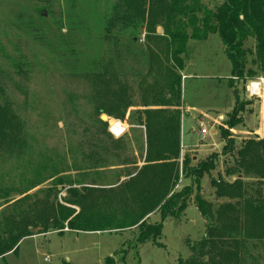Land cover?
Here are the masks:
<instances>
[{"label":"rangeland","instance_id":"374dc122","mask_svg":"<svg viewBox=\"0 0 264 264\" xmlns=\"http://www.w3.org/2000/svg\"><path fill=\"white\" fill-rule=\"evenodd\" d=\"M119 1L0 0V101H6L22 123L20 150L0 151V220L12 214V204L25 195H29L28 200L17 209L48 198L55 207L65 208L68 216V220L59 219L65 227L60 232L36 235L37 230H32L34 235L20 242L16 254L0 258V264H104L108 257L114 259V264H179L178 260L189 259L191 247L205 236V221L191 199L178 218H168L162 224L159 245L147 241L135 247L139 224L161 222L157 208L137 223L156 201L155 186L149 180V185L140 186L145 177L104 192L90 191L84 184L115 171L108 169L116 166L113 160L89 166L87 157L83 158V149L92 140L105 138L106 133L112 137L110 126L124 117L103 114L110 119L104 122L105 128L98 127L101 116L95 110L96 89L91 83L95 72L102 64L113 62L111 70L120 67L127 77H133L127 82L128 99V93L136 91L140 83L136 80L137 74L145 73L138 80L142 82L141 88L147 86V91L152 89L157 76L155 68L150 71L141 62L147 45L144 32L137 31L136 41L128 29L115 25L106 30ZM199 2L214 10L223 0ZM162 35L163 30L161 36H156ZM244 49L248 51L246 67L256 73L253 80L264 79V63L257 58L252 38L247 40ZM131 52L138 55V60L129 59ZM161 54L158 53L161 58L165 57ZM129 61L139 64L130 66ZM183 62V75L189 78L181 81V100L185 110L188 109L183 125L185 154L182 159L188 156L191 160L194 155L197 162H202L210 156L209 152L221 153L224 144L219 133L227 129V114L235 105L233 89L228 85L232 68L217 34L203 41L189 40ZM250 81L237 83L239 99L244 105L243 121L228 130L236 150L245 139L264 137L260 130L264 118L260 107L261 103L264 107V102L248 96L246 85ZM157 84L161 86L162 81ZM151 94L146 97L147 102L155 103L151 101ZM220 115L224 121L214 127ZM202 130L206 134L202 135ZM213 130L217 133L212 134ZM125 137L133 140L131 129L124 130L122 138ZM187 147H194V153L188 152ZM135 148L136 145L130 144L131 150ZM222 161V157L216 161V168L210 174L212 178L216 179L223 168ZM181 163L178 162L175 192L190 184L181 173ZM210 176L203 175L200 182L201 194L206 200L214 199ZM71 219L80 230L68 229ZM83 228L94 231L84 232Z\"/></svg>","mask_w":264,"mask_h":264},{"label":"trees","instance_id":"16d2710c","mask_svg":"<svg viewBox=\"0 0 264 264\" xmlns=\"http://www.w3.org/2000/svg\"><path fill=\"white\" fill-rule=\"evenodd\" d=\"M113 11L115 13L107 22L106 30L117 25L128 29L137 41V31L144 28L147 45L141 61L146 62V68L150 71L155 68L157 75L152 89H142L152 92L151 101L155 103L147 104L159 108L181 106L179 71L184 67L186 44L189 40H206L211 34L219 36L231 63L228 85L235 96V105L225 122L227 129H221L219 133L224 143L221 153L212 154L195 166H191V160L185 156L181 173L190 184L178 192L174 188L179 177L180 114L177 110L144 111L146 123L151 120L153 124L151 130L147 125L148 146L151 136L154 140L153 150L158 151L159 156L130 180L134 183L144 177L145 171L151 173L149 182L156 188V201L137 223L157 208L161 222L139 224L135 247L147 241L157 244L162 224L168 218H178L192 199L205 221V236L191 247L189 259H180L179 264H264V138L245 139L236 150L235 141L228 131L243 121L241 114L244 105L239 99L237 83L245 84L256 78V73L246 67L248 51L244 46L249 38L255 42L258 60L264 63V0H223L214 10L203 7L199 0H120ZM157 27L163 30L160 38L155 35ZM156 41H159L157 49L153 43ZM161 52L165 57L158 55ZM128 57L138 60L135 52ZM112 64H102L95 72L91 82L96 89L93 100L98 116L104 114L120 118L125 116L130 106L128 86L127 82L118 80L116 76L124 72L120 67L111 70ZM158 81H162L161 86L157 84ZM98 122L106 126L100 119ZM21 138L22 123L7 102L0 101V151H19ZM221 157L223 171L218 173L216 179L212 178L210 174ZM205 174L210 176V186L214 190L212 200H206L201 195L200 182ZM28 196L14 202L13 213L0 220V258L16 254L20 242L34 235L32 230H37L36 235H44L65 229L59 223V219L68 220L65 208L55 207L48 198L38 199L30 205L26 204L24 209H17L20 203L28 200ZM73 220L68 221V229L80 230ZM122 255L124 260V253ZM113 260L108 257L104 264H114Z\"/></svg>","mask_w":264,"mask_h":264},{"label":"crops","instance_id":"0c3cea01","mask_svg":"<svg viewBox=\"0 0 264 264\" xmlns=\"http://www.w3.org/2000/svg\"><path fill=\"white\" fill-rule=\"evenodd\" d=\"M142 32L145 33L144 28L142 29ZM161 33H162V28L157 27L156 28V35L161 36ZM158 42L159 41L153 42V43H155L154 47L156 49L159 47ZM138 64H139L138 62L136 65L133 61H131L128 65H130V66L136 65L135 67H137ZM144 64L146 65V62L142 63V65H144ZM183 69H184V67L182 68L181 71H179V75L181 76V81L182 80L185 81L189 78L188 76L183 75ZM116 76H117L118 80L125 81V82H128V81L134 79L133 77H130V76L127 77L126 74H118ZM144 76H145V73H143V72L140 74H137L136 80L138 82L142 83L141 81H139L140 80L139 77L143 78ZM230 78H228V80ZM140 83L137 84L138 87L136 88L137 89L136 91H134V92L131 91V93H128V95L130 96V99H129L130 106L126 111L125 116L122 119H120V121L115 120V121L120 122V124L124 127L125 132L128 129L132 130V139L133 140L126 139V137L122 138V135L120 136L122 139L120 137H113V135L110 133L113 137L112 138L111 136H109L106 133L105 138H102V140L98 139L99 141L94 139V140H92L93 141L92 144L89 145L87 149L86 148L83 149V158L86 159V157H87V160H88L87 163L91 164L89 166L93 167L95 165V163H102V162L103 163L104 162L109 163L108 161H112V160L116 162V166H114V167L111 166L108 168V169H114L115 170L111 174L109 173V175H107L106 177L96 176L92 180H88L87 183L84 182V184L89 189H92L90 191L103 190L102 192H104V191H111V190H117L119 188H122L123 185H126L125 183H127L130 179H134V177L136 178L137 174L140 173L141 170L146 165H148L147 161H149V160L152 161V160L158 159L159 152L158 151L154 152V150H153V141L154 140H153V137L151 138V136H150V146H148L147 125L150 127V130H151V128L153 129V124H152L151 120H149V121L147 120V123H146V116L144 114V111H153L156 109H164V110H168V111H176L177 110L179 112V114H180V152H181V154H180L181 157L178 160L179 164L183 160L182 157L185 154V150H184L185 146L182 143L183 125L185 123L184 119H185V115H187L186 111H188V109L185 110V106H184V103L182 100H181V106L178 108H159V107L150 106L151 104H147L150 102H147L146 97H148V95L151 92L149 91V93L146 94L145 91H142L143 88H141ZM143 87L147 88V86H143ZM134 99H138V101L133 102ZM259 103H261V101H259ZM262 106L263 105L261 103L260 115L264 113L263 112L264 107L262 108ZM260 117L261 116L257 115L258 119H260ZM106 118H107L106 121H108L110 119L108 117H106ZM220 121L221 122L224 121V118L221 115L218 116L217 121L215 123H213L214 127L217 126ZM98 127L101 129L105 128V126H102L100 123H98ZM216 133H217V130L212 131V134H216ZM256 134H258V133H256ZM130 144L136 145V148L134 150H131ZM84 147H85V144H84ZM214 147H216V146H214ZM192 149H194V147H187L188 152L191 150L190 152L194 153V151H192ZM215 150H216V148H215ZM132 151H134V152H132ZM203 151H206V150H203ZM213 153L218 154L220 152H213ZM211 154L212 153L209 152L208 156ZM105 158H107V160ZM85 162L86 161L83 160V163L85 165H87ZM191 163L193 164L192 166H195L197 163H199V162H197V157H195L194 155L191 157ZM222 171H223V168L219 170V173H222ZM148 172L149 171L144 172V177L146 180H144V182H141L142 185H140V186L144 187L145 185L148 184L147 180H149V178L151 179V173H148ZM83 179L86 180V177L84 176Z\"/></svg>","mask_w":264,"mask_h":264},{"label":"built area","instance_id":"2783aa9c","mask_svg":"<svg viewBox=\"0 0 264 264\" xmlns=\"http://www.w3.org/2000/svg\"><path fill=\"white\" fill-rule=\"evenodd\" d=\"M247 93L250 98H257L259 100H262V102H264V79L257 78L256 80L248 82ZM260 127H261L260 128L261 132L264 133V118H262ZM109 130L115 137H120L124 133V128L118 122L111 125ZM201 134L202 135L206 134V131L202 130ZM257 136H260V134H257ZM259 138H264V137L261 136Z\"/></svg>","mask_w":264,"mask_h":264},{"label":"water","instance_id":"95a60500","mask_svg":"<svg viewBox=\"0 0 264 264\" xmlns=\"http://www.w3.org/2000/svg\"><path fill=\"white\" fill-rule=\"evenodd\" d=\"M101 121L105 122L107 120V118L105 116H101Z\"/></svg>","mask_w":264,"mask_h":264}]
</instances>
